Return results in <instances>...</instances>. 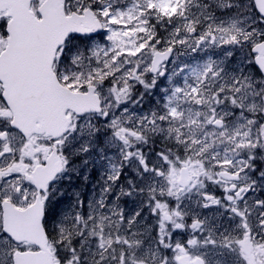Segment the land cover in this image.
Wrapping results in <instances>:
<instances>
[{
    "label": "snow or ice",
    "instance_id": "1",
    "mask_svg": "<svg viewBox=\"0 0 264 264\" xmlns=\"http://www.w3.org/2000/svg\"><path fill=\"white\" fill-rule=\"evenodd\" d=\"M0 264H264V0H0Z\"/></svg>",
    "mask_w": 264,
    "mask_h": 264
}]
</instances>
